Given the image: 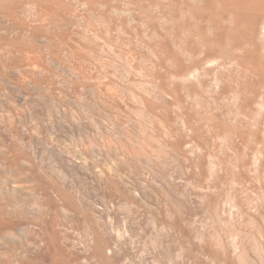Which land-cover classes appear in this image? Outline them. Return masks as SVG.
Segmentation results:
<instances>
[{
	"label": "rangeland",
	"instance_id": "374dc122",
	"mask_svg": "<svg viewBox=\"0 0 264 264\" xmlns=\"http://www.w3.org/2000/svg\"><path fill=\"white\" fill-rule=\"evenodd\" d=\"M0 53V98L17 108L42 100L26 112H42L46 140L63 136L23 156L86 208L104 209L103 229L90 211L58 228L62 246L71 233L82 243L67 254L264 264V0H0ZM16 65L30 68L17 78L40 86L12 89L19 79L4 70ZM96 159L104 200L98 170L82 168Z\"/></svg>",
	"mask_w": 264,
	"mask_h": 264
},
{
	"label": "bare ground",
	"instance_id": "6f19581e",
	"mask_svg": "<svg viewBox=\"0 0 264 264\" xmlns=\"http://www.w3.org/2000/svg\"><path fill=\"white\" fill-rule=\"evenodd\" d=\"M11 52L4 50L2 55L10 57ZM17 54H19L18 51ZM13 55L15 56L16 53ZM43 69L38 65L32 68L34 72H43ZM4 71L14 74L15 78L30 74V68L26 65H16ZM8 74L5 73L6 77ZM21 79L10 80L11 88L23 91L27 85L33 88L40 86L36 78H34L35 81L29 79V81L25 79L22 81ZM3 87L6 86L2 84ZM30 99L25 100L24 106L17 108L13 104L7 105L0 98V111L5 113V119H0V136H3L2 133L7 134L2 138L4 143L0 142V264H90L91 256L86 249H81V252L77 250L71 254L66 253L65 248H75L82 243H78L76 234L71 233L67 235L65 245L62 246L58 228L66 222L77 223L79 221L78 212L89 213L90 211L93 218H96L99 228L103 229L105 226L104 209L102 208L97 215L92 208H86L81 199L75 200L65 189L46 180L38 171L34 161L23 156V150L28 146H33L34 143L53 146L63 139L61 133L52 132L46 140L45 134L50 129L44 124L45 119L42 112L38 109L30 113L26 112L27 109L32 110L31 107L34 109L38 106L43 107V101L37 100L36 105L33 106L34 101ZM60 118L66 120L70 128L69 132L73 134V117L61 114ZM28 123L32 124L28 126ZM20 127H25L23 132L20 131ZM72 142L70 140V143ZM82 168L88 172L93 169L98 170L95 180L102 190L101 199L104 200L103 160L85 161ZM54 169L55 176L59 180L64 179L63 171L58 168ZM22 224L23 227L20 228ZM90 234L96 236L97 240L99 239L93 229ZM104 243V240H99L97 249L102 259L105 257Z\"/></svg>",
	"mask_w": 264,
	"mask_h": 264
}]
</instances>
